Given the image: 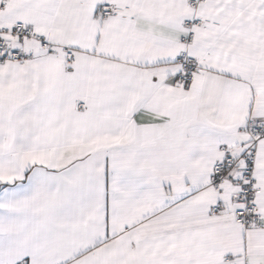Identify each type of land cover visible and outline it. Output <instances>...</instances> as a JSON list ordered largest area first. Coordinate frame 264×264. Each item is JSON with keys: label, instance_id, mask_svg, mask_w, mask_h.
Segmentation results:
<instances>
[{"label": "snow or ice", "instance_id": "1", "mask_svg": "<svg viewBox=\"0 0 264 264\" xmlns=\"http://www.w3.org/2000/svg\"><path fill=\"white\" fill-rule=\"evenodd\" d=\"M0 264H264V0H0Z\"/></svg>", "mask_w": 264, "mask_h": 264}]
</instances>
